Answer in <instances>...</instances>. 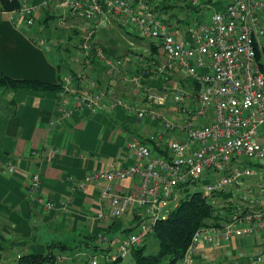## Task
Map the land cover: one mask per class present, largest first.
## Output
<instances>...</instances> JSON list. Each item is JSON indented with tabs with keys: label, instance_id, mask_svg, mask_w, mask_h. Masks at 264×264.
<instances>
[{
	"label": "built area",
	"instance_id": "1",
	"mask_svg": "<svg viewBox=\"0 0 264 264\" xmlns=\"http://www.w3.org/2000/svg\"><path fill=\"white\" fill-rule=\"evenodd\" d=\"M17 2V8H0V14L30 33L43 10L55 12L57 27L74 21L91 27L71 41L84 69L61 74L57 113L50 126H59L76 112L110 114L118 109L153 124L146 138L133 136L128 141L132 165L87 175L75 184L84 190L87 184L105 182L100 197L107 202V216L119 219L129 213L134 220L129 235L109 240L99 234L94 252L81 254L87 264L127 260L154 226L172 215L190 188L210 202L218 220L194 232L178 264H196V252L203 245L264 238V0ZM172 6L191 13L185 27L163 13V7ZM204 11L210 14L207 21L197 18ZM100 28H120L147 41L157 54L150 51L147 59L131 52L122 57L105 54L92 45ZM31 42L38 48L56 44L39 34L32 35ZM93 63L106 76L124 69L127 83L142 95L143 105L123 100L112 88H100L87 75ZM173 76L188 81L190 87L171 84ZM149 80L160 81L159 92L146 84ZM168 103L173 116L158 110ZM128 179H136V186L115 190V184ZM40 184L39 175L33 174L29 194L38 193ZM39 201L45 210L54 208L49 201ZM96 218L103 222L106 215L99 213ZM64 260L60 256L56 261ZM254 264H264V245Z\"/></svg>",
	"mask_w": 264,
	"mask_h": 264
},
{
	"label": "crops",
	"instance_id": "2",
	"mask_svg": "<svg viewBox=\"0 0 264 264\" xmlns=\"http://www.w3.org/2000/svg\"><path fill=\"white\" fill-rule=\"evenodd\" d=\"M32 3L38 5L39 0ZM56 17L55 12L43 10L35 31L30 33L0 14V76L57 86L62 73L74 74L84 69L76 57L75 63L66 61L65 52L59 56L63 63L52 56L58 49L56 46L61 44L38 48L31 42L32 35L36 34L50 38ZM73 32L78 33L77 29L71 35ZM66 37L62 39L64 48L70 47L71 39ZM87 75L96 80L100 88H112L123 100L143 105L142 95L127 83L128 74L124 69L106 76L103 68L93 63ZM179 82L190 87L189 82L179 76H173L170 81L171 84ZM146 84L160 89L158 80H149ZM57 90H0V264H15L17 255H44L54 243L73 247L92 237V244L96 246L99 234L113 240L134 231L131 214L119 219L107 216V202L100 197L105 182L87 184L84 190L77 189L75 184L87 175L132 165L134 158L128 150V141L133 136L146 138L153 124L118 109L110 114L76 112L59 126L52 127L50 121L56 117L59 101ZM158 110L166 116L174 114L171 103ZM33 174L40 177V190L29 194ZM136 184V179H128L114 187L121 191ZM39 200L51 202L54 208L45 210ZM99 213L106 215L103 222L96 218ZM263 245L264 238L258 235L203 245L198 248L195 261L196 264H254ZM81 246L76 252H54L56 260L65 257L55 264H75L78 257L83 258L82 253L94 252Z\"/></svg>",
	"mask_w": 264,
	"mask_h": 264
},
{
	"label": "trees",
	"instance_id": "3",
	"mask_svg": "<svg viewBox=\"0 0 264 264\" xmlns=\"http://www.w3.org/2000/svg\"><path fill=\"white\" fill-rule=\"evenodd\" d=\"M17 6V0H0V8L3 10H11L17 8ZM175 7H163V13L176 19L177 17L171 13ZM188 9L190 10L189 7ZM194 11L198 12V10ZM44 22L46 23V20ZM99 49L105 54L113 55L110 47L100 46ZM149 49L152 55L157 54L156 48L149 46ZM58 88L59 85L55 86L46 82L16 80L7 76H0V90L2 91L47 92ZM216 217L215 209L200 192L187 193L172 215L165 221L158 222L145 239L146 241L151 238L156 243L157 251L155 253L147 252L144 241L140 247L131 252L127 260H117L107 264H178L183 258L194 232L202 226L216 223L218 220ZM88 239V241L73 247L64 243L51 244L44 255L25 254L19 259H15V264H55L54 249L58 248L57 253L76 252L82 247L81 245L87 249H95L92 244L93 238ZM1 251L2 245L0 244V254ZM80 264H87V262H81Z\"/></svg>",
	"mask_w": 264,
	"mask_h": 264
},
{
	"label": "rangeland",
	"instance_id": "4",
	"mask_svg": "<svg viewBox=\"0 0 264 264\" xmlns=\"http://www.w3.org/2000/svg\"><path fill=\"white\" fill-rule=\"evenodd\" d=\"M174 16H176L180 21V26L181 27H185L186 23L188 21V19L191 16V13L184 9V8H175L174 10H172L171 12ZM195 18L197 17L196 14L193 15ZM209 12H202V15L198 16V19L207 21L209 19ZM173 19V18H172ZM172 22H175L176 20H171ZM56 26V27H55ZM73 26V28H72ZM53 27V26H52ZM54 32L52 33V35H49L48 39H52V41L56 42L57 45H60V47L56 46L57 51L55 53H52V56L59 59L60 53L65 52V54L67 55V59L66 61L74 62L75 59V50H72L71 44L73 42L72 39L74 37L76 38H80L82 36V31L83 28H86L87 30H90L91 27H89L88 25H85L84 22L81 21H74V22H70L67 26L65 27H57L56 22L54 23ZM77 29V34L73 32V35H71V32L75 29ZM70 37V47H66L64 48L65 43L62 42V39L64 37ZM66 37V38H67ZM92 45L97 48L98 50H100V46H105V47H110L111 50L113 51V55L117 56V57H122L127 55L128 53H132L133 55L139 56V57H143V58H148V52H149V44L147 41H143V40H138L133 38L132 36L127 35L123 30H121L120 28H114V29H106V31L102 28H100L93 36V41H92ZM101 51V50H100ZM63 57V54H62ZM60 63H63V59H59ZM63 67V66H62ZM160 90H157L156 92H159ZM196 188H200V184H197L195 186ZM193 188H190L189 191L190 193H192ZM145 244L147 246V252L150 253H155L157 251V245L156 243L153 241V239L148 238L145 241ZM55 252L57 253L58 248L54 249ZM83 258L80 260V257H78L76 259V263L75 264H80ZM129 261V260H128ZM85 262V261H84ZM62 264H70L68 262L62 263Z\"/></svg>",
	"mask_w": 264,
	"mask_h": 264
}]
</instances>
